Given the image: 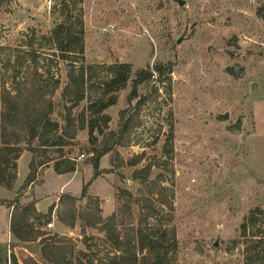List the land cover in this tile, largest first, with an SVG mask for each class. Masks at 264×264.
<instances>
[{
	"label": "rangeland",
	"instance_id": "rangeland-1",
	"mask_svg": "<svg viewBox=\"0 0 264 264\" xmlns=\"http://www.w3.org/2000/svg\"><path fill=\"white\" fill-rule=\"evenodd\" d=\"M182 1L185 4L180 7L175 0H83L76 15L82 20L85 65L126 63L133 73L161 65L164 69L170 66L171 72L138 89L146 99L139 114L141 124L126 138V145L100 160L103 172L98 178L92 180L86 153L89 137L84 130L74 140H66L63 148L39 150L35 156L23 152L15 162L17 179L12 189L0 187V199H13L32 160L35 182L21 194L40 199L37 209L41 212L56 202L52 227L40 229L57 234L67 252L74 249L73 256H85L83 262L107 263L110 248L102 232L82 226L77 218L73 229L61 225L59 212L70 221L67 208L57 204V196H79L82 186L91 181L88 195L94 201L76 203L75 214L98 209L99 216L107 219L117 213L116 188L141 200L153 191L152 185L130 180L135 169L149 163H163L166 168L153 169L152 179L161 175V187L167 189L164 198L171 199L172 210L160 207L159 216L175 232L177 249L173 257L170 254L171 264H244V249L250 241L264 248V20L255 15L258 9L264 15V0ZM58 14L54 0H2L0 94L2 84L8 88L24 83L27 65L15 61L23 56L29 40L34 47L45 45L41 36L60 22ZM230 40L237 48L228 46ZM45 65L60 82L51 100V119L62 126L65 112L60 93L66 83L65 67L54 59ZM228 68H234L235 77L226 72ZM46 69L39 71L44 73L40 82L50 93L53 81ZM129 91L130 86L106 112L111 117L110 130L116 129L118 112ZM64 101L70 105L68 98ZM238 121L241 130L235 128ZM170 136L172 151L163 155ZM142 153L144 159L138 166H126ZM59 154L76 162V172L55 176L51 159ZM256 208L263 216L243 237L241 224ZM137 216L133 205L131 225ZM119 219L127 223L128 214ZM9 220L6 208L0 207V244L6 241ZM259 226L261 236L250 238ZM38 252L36 245L13 250L19 264H38ZM67 259L71 261L69 255ZM253 264H264V259Z\"/></svg>",
	"mask_w": 264,
	"mask_h": 264
},
{
	"label": "trees",
	"instance_id": "trees-1",
	"mask_svg": "<svg viewBox=\"0 0 264 264\" xmlns=\"http://www.w3.org/2000/svg\"><path fill=\"white\" fill-rule=\"evenodd\" d=\"M2 0H0L1 4ZM83 0H54V8L58 10L60 22L41 36L45 45H36L29 40L27 49L22 57L15 63L19 66L27 65V74L24 83L6 88L2 84L0 94V187L11 190L17 179L15 162L23 152L32 156L40 150L63 148L66 140H74L79 132L87 131L89 137L88 164L92 169V180L98 178L100 160L117 147L126 145V138L141 121L140 111L146 103L138 89L147 86L151 81L165 73L171 72V67L164 69L156 65L152 70H139L132 72L131 66L126 63H113L110 65H85L84 64V38L83 27L79 12ZM261 9L255 15L263 18ZM228 46L237 48L236 42L230 40ZM49 52V53H46ZM233 55V53H230ZM50 55V56H49ZM49 56V57H48ZM56 60V64L65 67L66 83L61 90V99L64 103V125L51 119L53 113L52 97L60 88L59 80H54L52 68L46 69L45 63ZM50 76L53 86L50 93L41 84L44 73ZM226 72L235 77L234 68ZM130 86V91L124 99L122 109L118 112L116 129L110 130L111 117L106 113L117 105L122 92ZM65 98L70 105H66ZM86 102V105H84ZM84 105V106H83ZM76 111V113H74ZM222 120H226L223 117ZM236 130H241V122L235 125ZM100 138V140H99ZM170 136L163 147V155H170L172 151ZM144 159V153L129 161L126 166L136 167ZM50 163V161H48ZM48 162L40 164L47 165ZM53 172L57 175L72 174L77 170V164L72 159L60 155L52 158ZM123 165V163H121ZM165 170V165L149 163L142 169H135L130 174V180L138 184L152 185L153 191L143 200L133 196L127 190L116 188L115 198L118 204L117 213L107 219L99 216V211L84 209L75 214V205L78 202L91 200L88 195L90 182L82 186L79 196L71 193L58 195V205L67 208L69 221L65 220L62 212L57 213V221L68 229L74 228L75 218L82 226L98 229L104 234L105 242L110 250L105 255L107 263L97 260L83 262L81 253L73 256V250L67 252L63 239L57 234L42 231L43 225L50 224L51 215L55 208L52 204L47 212L42 214L36 211L37 201L22 203V191L35 182V166L31 160L29 174L22 188L13 199H0V207L10 211L9 233L14 242L0 244V264H19L13 250L24 245H36L39 248L40 262L38 264H171V256L175 255L177 241L174 229L168 227V222L159 217L165 207L172 210L171 199H167V189L161 187V175L152 179V170ZM96 203V202H94ZM158 204V205H152ZM138 209L135 224L131 225L132 206ZM139 205V206H138ZM98 206V204H96ZM128 214V222L119 219V216ZM263 216V211L256 208L251 216L241 224V235L244 237L247 230L256 227L258 217ZM37 224V225H36ZM262 227H257L256 232L250 233V238L260 237ZM251 240V239H250ZM244 249V264H253L264 259V248L260 249L258 243L250 241ZM91 247V246H90ZM95 250V249H94ZM172 255L170 256V254ZM68 255L71 261L68 260ZM95 262V263H94Z\"/></svg>",
	"mask_w": 264,
	"mask_h": 264
},
{
	"label": "crops",
	"instance_id": "crops-1",
	"mask_svg": "<svg viewBox=\"0 0 264 264\" xmlns=\"http://www.w3.org/2000/svg\"><path fill=\"white\" fill-rule=\"evenodd\" d=\"M55 174V173H54ZM66 175H68V174H65V175H57V174H55V176H57V177H61V176H66ZM29 190H31V188L29 189ZM61 194V193H60ZM32 197H34V196H31V195H29V197H27V198H23L22 199V203H27V202H30V201H37V203L35 204V209H36V211L37 212H39V213H42V214H44L45 212H41V211H39L38 209H37V204H38V202H39V200L40 199H37V198H32ZM56 203V202H55ZM55 203H51V205L52 204H55ZM50 205V206H51ZM49 206V207H50ZM48 207V208H49ZM6 211H7V214H8V217H10V211L9 210H7L6 209ZM11 242H14V239L12 238V236L10 235V233H9V226H8V232L6 233V241L4 242V243H1V244H8V243H11Z\"/></svg>",
	"mask_w": 264,
	"mask_h": 264
},
{
	"label": "water",
	"instance_id": "water-1",
	"mask_svg": "<svg viewBox=\"0 0 264 264\" xmlns=\"http://www.w3.org/2000/svg\"><path fill=\"white\" fill-rule=\"evenodd\" d=\"M175 1L179 4L180 7L184 6V4H185V2L182 0H175ZM214 246H216V244H214Z\"/></svg>",
	"mask_w": 264,
	"mask_h": 264
},
{
	"label": "built area",
	"instance_id": "built-area-1",
	"mask_svg": "<svg viewBox=\"0 0 264 264\" xmlns=\"http://www.w3.org/2000/svg\"><path fill=\"white\" fill-rule=\"evenodd\" d=\"M47 227H48V228H51V227H52V225H51V224H48V225H47Z\"/></svg>",
	"mask_w": 264,
	"mask_h": 264
}]
</instances>
